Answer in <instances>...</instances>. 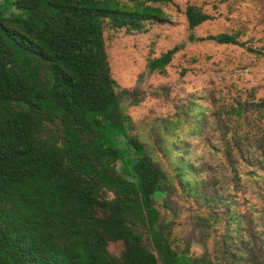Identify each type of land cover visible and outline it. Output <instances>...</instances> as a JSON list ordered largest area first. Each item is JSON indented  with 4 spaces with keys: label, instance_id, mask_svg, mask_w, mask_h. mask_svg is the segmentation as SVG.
Masks as SVG:
<instances>
[{
    "label": "trees",
    "instance_id": "obj_1",
    "mask_svg": "<svg viewBox=\"0 0 264 264\" xmlns=\"http://www.w3.org/2000/svg\"><path fill=\"white\" fill-rule=\"evenodd\" d=\"M165 1H0V264H213L174 244L156 208L172 179L127 136L105 53L106 24L143 32L167 22ZM11 6L21 15L2 12ZM183 15L189 30L210 18L192 5ZM237 36L196 40L242 46ZM177 50L148 60V71L163 73ZM247 93L201 109L194 131L213 135L210 151L243 201L264 188V98ZM261 201L237 210L226 200L220 264H264V230L252 222L264 219ZM212 216L201 222L216 224Z\"/></svg>",
    "mask_w": 264,
    "mask_h": 264
},
{
    "label": "rangeland",
    "instance_id": "obj_2",
    "mask_svg": "<svg viewBox=\"0 0 264 264\" xmlns=\"http://www.w3.org/2000/svg\"><path fill=\"white\" fill-rule=\"evenodd\" d=\"M188 5L210 18L189 30L183 15ZM158 6L167 22L145 24L143 32L104 26L110 75L117 84L119 109L128 119L127 136L136 139L172 179V192L159 200L156 208L170 224L174 244L193 259L203 257L220 264L226 200L237 210H242L247 200L259 208L264 188L256 197L257 190L249 188L245 201L235 196L222 157L210 151V143L216 144L213 135L194 131L199 128L203 108H209L210 113L238 93L244 97L249 91L257 99L264 98V0H167ZM2 12L21 15L12 6L2 7ZM219 33H237L242 46L196 40ZM173 47L178 50L164 72L150 73L148 60ZM203 137L208 141H202ZM191 161H197L192 169L187 167ZM176 165H180L179 175ZM211 216L218 219L216 224L211 219L201 222ZM249 220L243 213L242 227L246 228ZM252 222L257 230H264V219L254 215Z\"/></svg>",
    "mask_w": 264,
    "mask_h": 264
}]
</instances>
